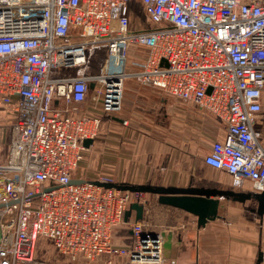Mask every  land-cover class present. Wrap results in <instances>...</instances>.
Masks as SVG:
<instances>
[{"label": "built area", "instance_id": "1", "mask_svg": "<svg viewBox=\"0 0 264 264\" xmlns=\"http://www.w3.org/2000/svg\"><path fill=\"white\" fill-rule=\"evenodd\" d=\"M142 13L148 25H131ZM98 55L103 64L89 73ZM58 68L76 74L53 76ZM128 79L220 117L225 136L205 163L237 186L264 189L255 128L264 0H0V264H39L40 237L70 263L165 264L161 232L125 221L133 202H147L145 192L71 183L100 118L71 115L69 104L91 99L119 112ZM123 225L130 244L115 240Z\"/></svg>", "mask_w": 264, "mask_h": 264}, {"label": "crops", "instance_id": "2", "mask_svg": "<svg viewBox=\"0 0 264 264\" xmlns=\"http://www.w3.org/2000/svg\"><path fill=\"white\" fill-rule=\"evenodd\" d=\"M132 18L137 20L132 14L131 25ZM64 70L66 75L76 74L74 68ZM99 70L92 67L89 73ZM93 86L91 83V90ZM260 100L255 128L261 133L264 147V93ZM68 107L71 115L100 118L98 134L85 147L83 159L73 171L74 179L106 177L131 184L260 192L249 181L235 185L230 173L205 163L212 143L225 136V122L213 112L178 100L156 86L128 79L123 107L116 113L103 111L91 99L72 102ZM149 195L145 196L141 221L147 224V230L170 232L173 236L172 246L165 250V264H258L260 252L263 259L259 264H264V215L256 212V200L242 202L223 197L220 217L198 226L196 215L160 203L157 194ZM135 214L133 210L130 221H135ZM115 234L117 243L132 242L129 225L120 226ZM43 260L41 254L37 255L39 264H48Z\"/></svg>", "mask_w": 264, "mask_h": 264}, {"label": "water", "instance_id": "3", "mask_svg": "<svg viewBox=\"0 0 264 264\" xmlns=\"http://www.w3.org/2000/svg\"><path fill=\"white\" fill-rule=\"evenodd\" d=\"M93 143L92 138L84 140V146L89 147ZM84 179H72L71 183H79ZM94 183L104 187H115L123 191L132 192H147L158 195V200L162 204L174 206L186 210L198 217V226H205L208 221H212L220 217L219 207L221 198H231L237 201L256 200L258 206L256 212L264 215V189L260 192H245L237 191L233 188H217V187H202V186H160L151 184H131L125 182L93 180ZM136 211L135 220L140 221L144 215V204L133 202L125 212V221L128 222L132 216V212ZM154 236L158 231H153ZM165 237V250L172 246V233L161 232ZM263 259V253L260 252L258 264Z\"/></svg>", "mask_w": 264, "mask_h": 264}, {"label": "rangeland", "instance_id": "4", "mask_svg": "<svg viewBox=\"0 0 264 264\" xmlns=\"http://www.w3.org/2000/svg\"><path fill=\"white\" fill-rule=\"evenodd\" d=\"M139 9L142 10V12H144V9L142 6H140ZM140 16H141V19H140ZM140 16L137 17L136 22H135V19L132 18V23H133L132 25H137L138 23H141L140 25L147 26L148 25L147 22L143 20V17H145V15L142 13ZM103 61H104V58L102 56H99V55L96 56L95 59L93 60V64L91 68L92 67L95 69L96 67L101 68ZM63 75H66L64 69L58 68L53 71V76H63ZM1 119H2V115H1ZM146 194L147 196H151L149 195V193H145V195ZM35 254H36V257L37 255L39 256V254H41L44 259L43 261H45V263H48V264H72L65 258L60 257L57 251L55 250L54 246L46 238L41 237L38 239L36 243V247H35ZM119 263L132 264L131 261L127 258L119 261Z\"/></svg>", "mask_w": 264, "mask_h": 264}]
</instances>
